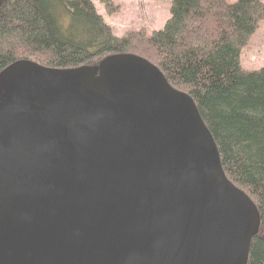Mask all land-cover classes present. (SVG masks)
Returning <instances> with one entry per match:
<instances>
[{
    "label": "water",
    "instance_id": "water-1",
    "mask_svg": "<svg viewBox=\"0 0 264 264\" xmlns=\"http://www.w3.org/2000/svg\"><path fill=\"white\" fill-rule=\"evenodd\" d=\"M258 230L193 100L147 60L0 73V264H246Z\"/></svg>",
    "mask_w": 264,
    "mask_h": 264
},
{
    "label": "trees",
    "instance_id": "trees-1",
    "mask_svg": "<svg viewBox=\"0 0 264 264\" xmlns=\"http://www.w3.org/2000/svg\"><path fill=\"white\" fill-rule=\"evenodd\" d=\"M169 2L162 29L116 37L90 0H0V73L18 60L57 70L97 67L118 54L147 60L193 100L225 177L255 205L259 230L246 264H264V67L240 64L264 21V3Z\"/></svg>",
    "mask_w": 264,
    "mask_h": 264
},
{
    "label": "rangeland",
    "instance_id": "rangeland-1",
    "mask_svg": "<svg viewBox=\"0 0 264 264\" xmlns=\"http://www.w3.org/2000/svg\"><path fill=\"white\" fill-rule=\"evenodd\" d=\"M95 12L111 28L114 36L122 37L130 31L144 30L147 34L162 29L169 16L170 0H90ZM230 3L235 0H228ZM264 3V0H262ZM117 8V12H111ZM240 64L246 71H257L264 67V21L251 36L242 50Z\"/></svg>",
    "mask_w": 264,
    "mask_h": 264
}]
</instances>
